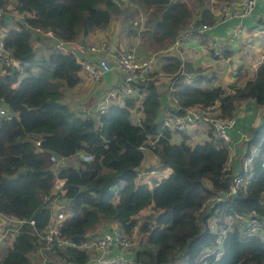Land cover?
Here are the masks:
<instances>
[{"label":"trees","instance_id":"1","mask_svg":"<svg viewBox=\"0 0 264 264\" xmlns=\"http://www.w3.org/2000/svg\"><path fill=\"white\" fill-rule=\"evenodd\" d=\"M10 3L24 20L3 37L18 66L0 73V103L7 109L0 116V217L25 222L12 244L0 245V264H35L31 255L43 242L27 222L34 220L38 230L46 228L53 200L65 213L58 225L60 236L76 244L100 234L104 227L99 226L107 221H114L129 237L135 229L145 234L134 253L137 264H203L204 260L205 264H264V236H247L235 226L225 232L218 259L204 254L207 247L218 244L219 227L226 217L242 214L264 219V114L251 138L244 141L241 154L243 158L251 147H258L249 184L218 202L215 198L228 191L234 177L227 165L228 147L213 140L210 127L204 142L193 143L186 132L175 131L182 139L171 144V130L162 126L160 117L161 112L179 116L188 107L208 105H217L220 115L230 116L239 101L264 104V59L251 80L231 86L228 92L220 86L199 87L210 79L204 75L187 80L185 64L174 54H163L185 30L196 32L202 23L214 21L206 6L211 0H0V7L6 10ZM113 16L119 18L120 38L131 42L137 38V56L157 54L159 68L135 85V95L113 101L105 113L71 116L66 104L59 102L60 88L81 82V66L71 52L35 57L32 31L50 30L60 41L74 43L105 30ZM131 45L123 50H132ZM226 49L221 56L228 54ZM160 72L174 80L173 91L168 92L173 106L163 107L156 85ZM133 110L142 113L138 121L132 118ZM9 111L16 115L10 116ZM141 146L149 147L171 168L152 188L136 179L143 159ZM77 153L90 154L92 159L83 161ZM51 154L68 161L76 158L78 165L55 170ZM56 179L62 182V193L53 192ZM146 205L151 212L133 218ZM211 221L215 231L210 229ZM45 256L50 264H55L54 257L87 264L93 253L66 247Z\"/></svg>","mask_w":264,"mask_h":264},{"label":"built area","instance_id":"2","mask_svg":"<svg viewBox=\"0 0 264 264\" xmlns=\"http://www.w3.org/2000/svg\"><path fill=\"white\" fill-rule=\"evenodd\" d=\"M258 2L259 0L223 1L219 3L216 8V16L223 21L234 20L241 24L244 19L253 13ZM6 15L11 16L12 14L0 7V73H4L3 70L6 68H17L18 66L11 51L7 49L3 43V37L8 31V26H5ZM1 22L3 23L1 24ZM20 23L22 22L20 21ZM20 23H17V26L15 25L11 28L18 29ZM210 24L211 23H202L197 30L200 34L210 32L211 52L214 56H221L222 50L228 48L227 46H230V43L238 38L242 29H240V26H236L233 28L229 36L220 39V36L211 31L213 27ZM32 37V49L36 56L54 51L71 52L76 56L77 62L80 64L81 72L84 76L95 83L103 80L106 74L118 72L119 77L116 85L107 92H103L97 98V102L93 107L81 109L80 113L85 117H97L98 115L105 113L113 101L119 102L124 97L135 95L137 91L135 85L147 79V76L154 68L156 59L155 55L139 57L135 54L134 50L120 49L114 44H110L107 40H101L92 45L84 46L85 44L82 45L81 43L77 45L60 41L52 31L41 29L33 30ZM43 38H47L49 42L47 43L48 40ZM142 102V99H140L138 104L141 105ZM216 107L217 105L188 107L184 113L179 116L165 114L162 116V126L178 132H187L189 129L203 124L209 126L212 128L213 140L228 147L230 151L228 163H230L232 157L231 153L234 150V142L230 135V130L236 124V115L233 111L230 116H222L217 112L218 110ZM134 111L135 110H133V112ZM135 112L137 117L136 120L138 121L142 113L140 110ZM6 113V106L1 103L0 116L5 115ZM250 138L251 136L241 135V139L244 141L249 140ZM36 144L38 145L39 143L37 142ZM140 148L142 150L150 149L149 147L144 146H141ZM257 150V146L251 147L249 154L241 159L240 168L234 173L228 191L224 192L222 196H217L215 202L235 195L240 189L245 188L249 184L252 177V163ZM78 156V158L83 161H90L92 159V156L86 153H81ZM49 159L55 170L68 162L67 158H60L55 154H51ZM75 166H77V164ZM147 173L148 175H155L157 174V171L149 170L147 172L139 170L136 179H144ZM57 180L59 179H56L55 182ZM56 190L54 192L55 194L62 193L61 185H57ZM52 212L49 224L46 228L38 230L35 228L34 220H29L27 222L33 228V234L43 242L42 247L37 251V255L41 258V264H49L50 259L48 260V257L45 256L46 252L53 253L55 249L66 247L90 249L93 253V257L87 264H137L134 253L138 248L140 240L137 241V239H134V235V237H129L118 229L105 228L103 232L86 242L76 244L67 237L60 236L58 225L65 217V213L61 208L56 206L54 200ZM1 218H3L2 220L4 224H7L9 227L3 229L0 236V243L4 242L2 240L10 237V234H12L13 237L16 236L20 232V226L25 222L14 217ZM224 222V225L219 227L221 235L218 244L213 247H207L204 250V254L207 256L214 254L215 260L223 253L221 245L225 232L233 229V226L239 228L241 233L247 236H264V219L261 217L236 214L234 216L226 217ZM210 229L211 231L216 230V225L212 221L210 223ZM205 262L206 260L203 261V264H205ZM60 264L73 263L63 260Z\"/></svg>","mask_w":264,"mask_h":264},{"label":"crops","instance_id":"3","mask_svg":"<svg viewBox=\"0 0 264 264\" xmlns=\"http://www.w3.org/2000/svg\"><path fill=\"white\" fill-rule=\"evenodd\" d=\"M191 1L192 0H189V2ZM211 2L213 4L211 7H209L208 4H206V6L210 8L214 18V21L210 24L213 27L211 30L213 33L220 36V39H224L230 35L231 31L236 26H240V29H242L238 38L232 41L230 46H227L228 48L226 50L228 54L216 58L211 52L210 32L200 34L198 30H196V33H198L199 36L194 33L196 36L191 37L190 40L187 39L186 41H184L183 35L187 36L188 34H191V31L185 30L182 32L175 43L169 46L163 54H174L182 61L183 64H185L182 68L183 70H188L187 72L184 71V75L187 80H190L197 75H204L210 78L209 80L201 81L199 83V87L205 89L220 86L222 89L231 92V86H243L246 81L251 80L255 75L257 65L264 59V0H259L253 13L244 19L241 24L234 20L223 21L218 18L216 16V8L219 3L214 0H211ZM195 12L198 15L197 9ZM16 14L17 15L12 14L11 16L6 15L5 26H8V29L12 26H17V23H20V21L23 22L24 19L22 17H24V15L17 12ZM116 19H118V16H113L110 24L105 30L97 31L94 34L88 35L85 39H80L72 44L78 45L81 43L86 46L95 44L101 40H107L110 44L112 43L118 48H122V46L118 45L117 41L122 44L132 43L135 46L138 41L137 38H133L132 42L131 40L128 41L124 38H120L119 21L118 23H114V27L111 25L113 24L112 21H115ZM48 42L49 40L47 43ZM134 49L135 47L132 48V50ZM43 54L49 55L50 52ZM165 63L166 62H163V64ZM159 74V80L156 85L158 90L162 92V96L164 98L163 107L166 105L173 106L172 101L170 100L171 97L168 94L169 90L173 91L174 80H172V75L165 72H160ZM79 76L81 78V82L74 87L69 88L70 92L67 94V97L73 105L79 106V111H81L83 108L93 107L97 102V98L103 92H107L114 87L118 82L119 74L118 72L106 74L104 79L98 83L87 79L81 71L79 72ZM74 92H77L76 96L79 97L77 102L73 97L75 95ZM256 105L257 104H255L254 101L248 99L236 103L234 110L236 115V124L230 130V135L234 142V150L231 153L233 161H231L230 165H228L234 173L240 168V161L242 159H240V157L245 150L244 140L241 139V135L250 136V130L260 123L261 117L264 114V109H259ZM163 115L164 113L161 112L160 117L162 118ZM208 128L209 126L203 124L189 129L186 133L193 143L204 142L208 137ZM80 154L81 153H77L75 156L78 157ZM148 157L149 161L152 162L158 159L152 152H150ZM61 183L62 182L60 180L55 182L53 192H55L56 186L61 185ZM103 224L104 228L102 227L103 230L101 229V232L105 230V227L107 229H117V226L112 225L109 221L104 222ZM3 225L4 222L2 220L0 221V228H3ZM9 241L10 240H7L6 242L4 241L5 246L10 245L8 244ZM4 242L0 243V245H3ZM35 256L39 257L37 252ZM39 264H41V262H39Z\"/></svg>","mask_w":264,"mask_h":264},{"label":"rangeland","instance_id":"4","mask_svg":"<svg viewBox=\"0 0 264 264\" xmlns=\"http://www.w3.org/2000/svg\"><path fill=\"white\" fill-rule=\"evenodd\" d=\"M221 2H223V1H221ZM221 2H218V3H221ZM225 2H232V1H225ZM211 5H213V4H211V3H209L208 4V6L209 7H211ZM219 5V4H218ZM195 10L196 9H194L193 8V12H195ZM6 11L8 12V13H11V14H13V15H17L16 14V11L14 10V8H13V4L12 3H10V4H8V6L6 7ZM145 17L144 16H142V21H143V19H144ZM119 19V18H118ZM118 19H116L115 21H112L113 22V24H111L113 27H114V23H118ZM110 25V26H111ZM120 26V25H119ZM117 30H118V28H117ZM191 32V34H188L187 36H184L183 35V37H184V41H186L187 39H189L190 40V38L191 37H195L196 35L197 36H199V34L198 33H196V32H194L193 31V29L191 28V29H189ZM196 35H195V34ZM245 35V34H244ZM117 44L118 45H120V46H122V48H120V49H124V48H126V49H128V44H122L121 42H119V41H117ZM136 46V45H135ZM133 44L131 45V47H135ZM135 50V49H134ZM259 51V50H258ZM135 52V51H134ZM136 54V53H135ZM137 55V54H136ZM150 55H155V63H154V68H153V70L152 71H155V70H157L158 68H159V63H158V58H159V56L157 55V54H155V53H151V54H149L148 56H150ZM39 56H46V54H40V55H35V57H39ZM139 56V55H138ZM148 56H144V57H148ZM140 57H143V56H141L140 55ZM34 71L36 72L37 71V69H35L34 68ZM68 91V92H67ZM60 92H61V98H60V100H59V102H61V103H64V104H66V106H67V108H68V110H69V112L71 113V116H74V115H80V108H79V106H77V105H73L71 102H70V100L68 99V97H67V94L70 92V90H69V88L68 87H66V86H62L61 88H60ZM75 93V95L73 96L74 98H75V101L77 102V100H78V96H76V94H77V92H74ZM259 109L261 108V109H264V104L263 105H256ZM9 115L10 116H13V115H16V113L15 112H10L9 111ZM142 116V115H141ZM132 118L134 119V120H136V112L134 111L133 113H132ZM254 127H256V126H254ZM254 127L250 130V132H252V130L254 129ZM28 138V137H27ZM181 136H180V134L179 133H177V132H175V131H173V130H171V134H170V137H169V142L171 143V144H178L180 141H181ZM150 154V151L149 150H143V159H142V162H141V164L139 165V167H137V169L138 170H142V171H149V170H156L157 171V174H155V175H148V173L146 174V176H145V178L144 179H141V180H137L138 181V183L139 184H142V183H147L148 184V186L150 187V188H152L153 186H154V184L155 183H157V182H159V181H161L162 179H164V178H166L168 175H169V173H171V168H169V167H167V166H164L162 163H161V160H159V159H156V160H154L153 162L152 161H149V157H148V155ZM79 157V156H78ZM78 157H76V158H78ZM76 158H74L73 159V161H68L67 162V164H71V165H78V161L76 162ZM240 159H241V157H240ZM231 161H233V158L231 157ZM229 165H230V163H228ZM227 164V165H228ZM54 166H53V164H52V168H53ZM54 169V168H53ZM121 184H124V182H121ZM61 208V207H60ZM62 209V208H61ZM63 210V209H62ZM151 212V207H150V205H146L145 207H143L138 213H136L134 216H133V218H135V219H142L146 214H148V213H150ZM109 222H111V224L112 225H114V226H116L115 225V222L114 221H109ZM105 226H107V225H105ZM100 228H102L103 227V225L102 226H99ZM106 228V227H105ZM2 231H3V228H0V236H1V234H2ZM135 236V237H134ZM134 239H137V241H139L140 240V243H139V245H138V247L141 245V243H143V238L145 237V234L144 235H142L139 231H138V229H135V233H134ZM144 236V237H143ZM13 236H12V234H10V237H8L6 240L4 239V240H2V241H7V240H10L9 242H8V244H12V240H13ZM12 239V240H11ZM5 242L3 243V245H4V247H5ZM35 254L36 253H32V255H31V257H32V260L35 262V264H39V262L41 261L40 260V258L39 257H37V256H35ZM49 255V257H50V254H48ZM55 264H60V259L59 258H56V257H54L53 258V260H52Z\"/></svg>","mask_w":264,"mask_h":264},{"label":"water","instance_id":"5","mask_svg":"<svg viewBox=\"0 0 264 264\" xmlns=\"http://www.w3.org/2000/svg\"><path fill=\"white\" fill-rule=\"evenodd\" d=\"M3 218L0 217V221H2Z\"/></svg>","mask_w":264,"mask_h":264}]
</instances>
